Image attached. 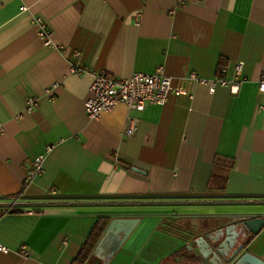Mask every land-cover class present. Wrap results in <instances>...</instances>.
<instances>
[{
    "label": "crops",
    "instance_id": "crops-1",
    "mask_svg": "<svg viewBox=\"0 0 264 264\" xmlns=\"http://www.w3.org/2000/svg\"><path fill=\"white\" fill-rule=\"evenodd\" d=\"M240 62L236 96L191 79L226 68L231 80ZM161 66L186 95L88 118L94 73L129 79ZM263 73L264 0H0V264H105L107 250L95 253L105 232L75 260L96 224L117 218L158 219L159 264H198L196 239L264 218ZM130 118L139 123L127 137ZM48 146L44 174L25 187ZM21 194L35 214L4 215ZM247 252L264 262V229Z\"/></svg>",
    "mask_w": 264,
    "mask_h": 264
},
{
    "label": "built area",
    "instance_id": "built-area-1",
    "mask_svg": "<svg viewBox=\"0 0 264 264\" xmlns=\"http://www.w3.org/2000/svg\"><path fill=\"white\" fill-rule=\"evenodd\" d=\"M21 10L27 11L28 8L23 6ZM34 24L38 28L45 45L50 46V33L45 21L40 17H36L34 18ZM244 65V62L237 64L234 77L231 80L225 77L228 73L226 68L220 69L219 76L212 80L200 79L196 75H191V79L207 86L212 94L216 92L217 88L221 87L228 89L231 95L236 96L239 94L244 81L242 79ZM73 73L82 75L85 71L74 68ZM93 78L89 98L84 103L85 113L91 120L99 119L104 114H111L120 105L126 106L131 111L144 112L148 106L164 107L171 94L177 96L187 94L183 89L173 87V79L166 74L163 66L159 67L154 74L136 73L129 79L117 78L104 71L94 73ZM259 92L264 95V73L259 82ZM27 103V110L31 111L37 106L38 101L35 98H30ZM263 108L262 105L261 109ZM138 123V119L130 118L125 136L132 137L137 132ZM0 132H2L1 126ZM52 151L53 146H48L45 153L34 160L27 173L25 187L34 183L44 174L45 162ZM52 193L56 194L54 190H52ZM21 197L22 194L12 198L2 210L3 214L7 215L21 211L25 214L34 215L33 210H24L19 206ZM0 252L7 253L8 249L0 245ZM26 252L27 249L23 246L21 253L25 254Z\"/></svg>",
    "mask_w": 264,
    "mask_h": 264
},
{
    "label": "water",
    "instance_id": "water-1",
    "mask_svg": "<svg viewBox=\"0 0 264 264\" xmlns=\"http://www.w3.org/2000/svg\"><path fill=\"white\" fill-rule=\"evenodd\" d=\"M133 171L139 172L135 168ZM158 222V219L151 218L113 219L95 253L107 250L105 264H131L138 253L140 254L133 264H159L161 255L158 238L156 234L151 236ZM263 229V216H255L215 233L212 238L199 237L195 240L199 253L197 261L199 264H264L247 252L248 243ZM239 238L244 242H239ZM189 249L195 252L194 248ZM120 250L122 251L119 253Z\"/></svg>",
    "mask_w": 264,
    "mask_h": 264
},
{
    "label": "trees",
    "instance_id": "trees-1",
    "mask_svg": "<svg viewBox=\"0 0 264 264\" xmlns=\"http://www.w3.org/2000/svg\"><path fill=\"white\" fill-rule=\"evenodd\" d=\"M15 213H21V211L13 212V214H15ZM108 223H109V220H106L105 222L101 221V222L96 224V226L92 230L89 238L87 239L85 244L82 246V249L79 252L75 262H78V261L83 262L91 256V254L94 251L98 241L101 239L103 233L105 232V229H106ZM198 264H199V262H198Z\"/></svg>",
    "mask_w": 264,
    "mask_h": 264
}]
</instances>
